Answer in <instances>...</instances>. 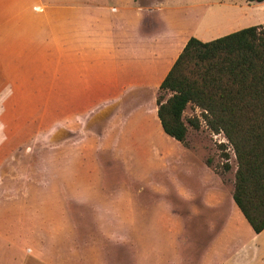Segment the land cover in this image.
<instances>
[{
    "label": "rangeland",
    "instance_id": "1",
    "mask_svg": "<svg viewBox=\"0 0 264 264\" xmlns=\"http://www.w3.org/2000/svg\"><path fill=\"white\" fill-rule=\"evenodd\" d=\"M78 1L83 0H0V264L17 261L5 255L3 240L10 234L8 225L19 218L20 213H23L26 226L30 224L40 199L46 201L49 200L47 197L55 196L61 208L67 195L91 200L93 206L87 210L99 214L107 227L110 224L108 214H115L118 226L130 225L132 217L128 208L131 206L123 200L129 198L127 193L132 192L133 180L143 184L146 188L143 197L153 201L150 215L154 219V244L159 246L164 241L165 232L156 219L169 209L156 185L173 181L165 173L166 168L178 166L173 157L183 144L155 129L148 137H143L141 132L136 137L126 133L118 99L113 101L110 97L114 93L104 94L98 84L93 83L104 77L91 73L86 62L84 65L78 60L79 67L75 70L61 68L59 82L54 87H45L41 75L24 76L26 74L20 68L24 60L40 48L41 42L42 45L45 43V38L41 39L30 23V12L40 16L45 5H69ZM152 1L157 11L149 14L143 31L146 32L149 22L161 23V30L155 36L161 38L164 35L165 45L181 44L191 38L210 42L264 24V3L252 0H149V3ZM146 3L141 0L143 6ZM136 15V10L131 8L125 18L133 25L139 19ZM42 31L43 34L48 32L46 27ZM129 34L133 36L131 30ZM156 45L152 41L142 45L132 42L129 47L136 53L150 51L157 54L162 48H156ZM63 54H67L66 51ZM34 70L31 67L30 71ZM138 77L142 79V76ZM112 78L115 76L106 77L107 80ZM37 88L42 89L36 92ZM104 96L108 100L99 101ZM194 116L200 119L199 129L188 124ZM184 117L188 126L184 146L202 164H210L209 167L228 185H234L237 160L225 135L213 133L198 108L189 106ZM102 131L110 135L103 143L95 140V134ZM122 132L126 134L121 136ZM226 164L230 166L229 170ZM186 165L192 171L198 170L194 163ZM112 183L120 190L112 191L108 187L113 194L110 195L103 186ZM3 193L8 195V200L2 198ZM169 257L177 262L175 252ZM108 258L107 264H121L116 262V251L109 252ZM142 263L164 262L156 256L149 263L144 260Z\"/></svg>",
    "mask_w": 264,
    "mask_h": 264
},
{
    "label": "crops",
    "instance_id": "2",
    "mask_svg": "<svg viewBox=\"0 0 264 264\" xmlns=\"http://www.w3.org/2000/svg\"><path fill=\"white\" fill-rule=\"evenodd\" d=\"M99 1L45 5L40 16L30 12V23L41 39L45 38V43L41 42L40 48L24 60L20 66L22 73L41 75L45 87H54L59 82L61 68L75 70L79 67L78 60L84 65L86 62L91 73L104 77L93 83L104 94L114 93L110 97L113 101L118 99L126 133L136 137L141 132L143 137H148L153 129L164 132L158 117L157 93L190 39L165 45L164 35L155 36L161 30V23L147 22V30L143 31L149 14L157 11L154 1L146 0L145 7L141 0ZM131 8L139 18L133 20L136 22L133 25L125 18ZM44 27L48 32L43 34ZM151 41L157 44L156 48H162L157 54L136 53L129 47L132 42L142 45ZM16 66L18 70L19 64ZM31 67L35 70L30 71ZM108 76L115 78L107 80ZM107 100L106 96L99 99ZM95 135V140L102 143L110 136L104 131ZM173 160L178 166H170L165 172L173 181L156 185L169 209L156 219L165 232L159 246L154 244V219L150 215L153 201L143 197L146 188L133 180L132 192L123 200L131 206L130 225L118 226L115 214H108L107 227L99 214L87 210L93 206L91 200L67 195L61 208L58 198L47 197L49 200H39L30 224L26 226L20 213L8 225L10 234L3 240L6 257H14L15 264H107L109 252L116 251V262L121 264H143V260L149 263L156 256L163 264H264V230L256 233L240 211L233 199L234 185H228L184 145ZM191 163L198 170L192 171L186 165ZM135 185L137 188L133 189ZM108 187L112 191L120 190L114 183L103 186L110 195L113 194ZM2 195L8 200L6 193ZM169 252L177 254V262L172 261Z\"/></svg>",
    "mask_w": 264,
    "mask_h": 264
},
{
    "label": "trees",
    "instance_id": "3",
    "mask_svg": "<svg viewBox=\"0 0 264 264\" xmlns=\"http://www.w3.org/2000/svg\"><path fill=\"white\" fill-rule=\"evenodd\" d=\"M157 105L164 132L183 145L188 134L184 112L189 106L201 110L213 133L225 135L237 160L233 199L253 230L262 232L264 24L210 42L191 38L162 82ZM188 124L199 129L201 122L194 116Z\"/></svg>",
    "mask_w": 264,
    "mask_h": 264
}]
</instances>
